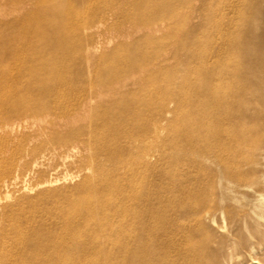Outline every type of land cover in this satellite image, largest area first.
<instances>
[{
  "label": "bare ground",
  "instance_id": "bare-ground-1",
  "mask_svg": "<svg viewBox=\"0 0 264 264\" xmlns=\"http://www.w3.org/2000/svg\"><path fill=\"white\" fill-rule=\"evenodd\" d=\"M189 1L183 0L182 4ZM83 3L84 0H0V126H35L36 136L50 138L57 136L59 130L76 127L85 137L59 147L58 152L53 149L57 159H66L82 150L91 152L89 142L93 140L102 142V146L105 144L100 146L104 148L100 154L107 156L117 169L128 168L126 175L130 179L125 176L124 186L100 181L97 187L107 191L110 199L89 202L80 215L81 226L89 231L91 242L95 243L93 254L109 256L100 249L103 246L100 236L107 229L110 240L118 242L117 247L125 252L126 264H143L149 252L152 253V246L145 242L144 235L159 230L147 224L145 218L158 216L160 208L150 203L151 197L157 198L156 190L148 197L138 190L144 180L142 169L155 167V163L147 162L149 155L143 153L146 149L141 141L156 137V131L142 132L139 126L131 130L117 127L119 122L137 116L135 109L140 102L130 99L128 91L136 87L139 90L146 83L133 73L139 63L121 71L120 78L114 76L106 83H88L82 95L69 104L64 101L71 95L73 85L71 79L64 77L69 75V69L56 66L62 58L74 56L79 62L78 72L90 76L98 45L91 41L72 49L69 34L86 39L117 30L120 35L133 36L135 31L127 30L126 26L138 13L131 17H125V13L122 16L125 20L115 23L112 21L115 16L124 14L120 4H105L92 11L90 5ZM174 5H165L163 10L171 11ZM245 5L248 7L245 17L233 19L221 15V19L228 20L218 31L220 43L214 63L196 66L193 70L199 80L190 83V98L180 94L174 98L177 108L186 101L191 109L183 144H170L176 164L185 161L195 182L191 190L181 191L177 196L178 213L192 223L189 232L182 234V240L191 256L202 262L204 254L220 253V246L230 242V249L237 254L235 264H264V13L261 9L264 0L247 1ZM85 7L93 15L78 21L79 9ZM203 8L189 9L185 16H193ZM150 11L152 16L144 19L136 31L141 33L140 40L147 37L146 31L158 21L166 25L173 23L177 27L176 37L180 39L185 24L188 27L185 35H193L185 37V41L192 44L197 39L194 26L184 21L185 16L163 17L157 6ZM94 28V35L83 33ZM187 54L188 60L195 59L191 48ZM197 59L205 62L209 57L202 55ZM185 83L184 80L181 85ZM121 104H127L124 107L127 109L111 112V107ZM111 129L114 134H109ZM125 138L134 140L125 148L130 150L127 156L122 153L112 156V150L119 149L118 139ZM132 150L139 154L137 159L132 158ZM22 176L25 174L15 175L13 179ZM200 182L201 186L196 185ZM121 215L127 219H117ZM89 223L93 224L90 230L85 228ZM81 226L71 227L64 221L63 232L44 236L47 245L29 239V245L38 253L61 254L54 263L42 261L40 264L73 263L75 258L65 249L68 244L76 243ZM212 227L220 232L218 236L210 234ZM210 242L219 248H211ZM207 261L204 259V263Z\"/></svg>",
  "mask_w": 264,
  "mask_h": 264
},
{
  "label": "rangeland",
  "instance_id": "rangeland-1",
  "mask_svg": "<svg viewBox=\"0 0 264 264\" xmlns=\"http://www.w3.org/2000/svg\"><path fill=\"white\" fill-rule=\"evenodd\" d=\"M118 1L84 0L83 4L90 5L92 11L105 4H120L124 14H118V17L116 15L112 20L115 23L124 21L122 16L125 13V17H131L137 12L138 16L132 17L126 26L127 30H133L135 34L120 35L117 30H110L102 37L92 36L86 39L69 34L68 43H71L69 47L72 49L81 48L83 44L91 41L98 47L90 76L78 72L79 62L74 56L62 58L61 65H56L60 69H69V75L64 77L71 79L73 83L71 95L64 101L69 104L75 97L82 95L88 83H106L114 76L120 78L121 71L139 63L138 70L133 73L135 78L145 79L146 83L139 90L136 87L128 91L130 99L140 102L139 107L135 109L137 116L127 122H119L117 127L131 130L139 126L142 132L156 131V137H145L141 141V146L146 149L143 153L149 155L147 162L155 163V167L142 169L144 180L142 187L137 189L145 194V197L156 190L157 198L151 197L150 203L157 204L160 208L158 216L145 218L147 224H152L159 230L144 235L145 242L150 244V248L152 246V253L149 252L143 264H235L237 254L230 249V242L220 246V253L213 256L204 254L203 262L195 256L192 257L189 249H186L182 234L189 232L192 223L188 217L178 213L177 196L181 191L191 190L195 182L192 173L186 169L185 161L176 164L175 153L170 144H183L184 134L189 127L187 117L191 110L186 101L177 108L175 96L180 94L183 98H190L192 90L189 85L199 80L193 70L196 66L205 67L214 63L220 43L218 31L221 24L228 20L221 19V15L226 14L233 19L245 17L248 10L245 4L251 0H190L186 5L182 4L183 0H125L117 3ZM177 1L181 3L178 5ZM170 3L175 4L173 10H163L165 5ZM155 6L159 7V13L163 17L169 18L175 17L176 14L184 17L189 9L201 10L204 7L202 12L183 18L195 28L197 39L193 38V46L185 41L193 36L192 33H189L190 36L185 35L188 33L185 24L181 28L182 39L176 37L177 27L173 23L166 25L161 21L151 25V30L146 31L147 37L144 40L139 39L141 33H136L138 26L144 19L152 16L150 10ZM261 9L264 13V8ZM90 10L87 7L79 9L77 20L83 21L91 17L93 13ZM95 32V28L83 31L85 35H94ZM190 48L195 57L192 60H188L187 53ZM202 55L209 59L205 62L199 61L197 58ZM101 56L104 57L100 58ZM185 67L193 72L185 71ZM184 80L185 85H181ZM115 91L118 92L117 89ZM126 106L127 104H121L111 107L110 110L121 111L127 109L124 108ZM262 112L264 114V110ZM34 129L35 126L23 124L18 127L0 126V264H40L42 261L54 263L61 254L38 253L29 245V239L47 245L43 241L44 236L49 233L59 235L63 232L64 221L71 227L83 225L80 215H83V210L88 207L89 202L95 204L96 200L110 199L107 191L97 187L99 182H116L119 186H124L125 176L128 177V168L117 169L107 156L100 154L105 144L102 146V142L97 140L89 142L91 152L82 150L66 159H57L53 149L58 152L59 147L85 137L76 127L66 131L59 130L57 136L52 138L36 136ZM108 131L109 134H114L113 130ZM129 141L134 140L118 139L119 149L112 150V156L121 153L127 156L130 150L126 151L125 148ZM130 153L132 158H138L139 154L135 151ZM34 161L39 164L34 166ZM24 174L22 178L13 179L15 175ZM46 181L50 183H45ZM201 183L196 185L201 186ZM117 219L127 218L121 215ZM92 227L93 224L89 223L85 228L90 230ZM212 228L210 234L218 236L220 232L216 231L215 227ZM80 231L76 243L68 244V249H65L67 254L70 252L73 259L75 258L71 264H126L125 252L117 247L118 242L110 240L107 229L103 230L100 236V244L103 245L100 249L109 254L105 257L93 254L95 243L91 242L89 231L82 226ZM209 245L214 249L219 248V245L213 242ZM204 259H208L207 263H204ZM66 264L70 263L67 261Z\"/></svg>",
  "mask_w": 264,
  "mask_h": 264
}]
</instances>
